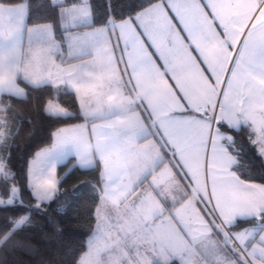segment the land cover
I'll use <instances>...</instances> for the list:
<instances>
[{
	"label": "snow or ice",
	"instance_id": "6c2138e0",
	"mask_svg": "<svg viewBox=\"0 0 264 264\" xmlns=\"http://www.w3.org/2000/svg\"><path fill=\"white\" fill-rule=\"evenodd\" d=\"M134 7L118 19L109 3L101 21L91 0H0V207L27 208L7 218L0 248L27 247L15 237L37 227L33 213L63 232L48 206L78 168L99 170L83 183L100 203L77 264H264V183L252 182L264 181V0ZM20 80L55 90L50 119L83 118L29 162L34 204L8 163L19 123L2 98L27 100ZM60 95H74L78 111ZM69 155L76 164L58 176Z\"/></svg>",
	"mask_w": 264,
	"mask_h": 264
},
{
	"label": "trees",
	"instance_id": "16d2710c",
	"mask_svg": "<svg viewBox=\"0 0 264 264\" xmlns=\"http://www.w3.org/2000/svg\"><path fill=\"white\" fill-rule=\"evenodd\" d=\"M41 2L48 5L50 0H31L33 5ZM153 2H157V0H153ZM109 3L112 5L113 12L119 14L117 16L119 19L120 15L127 18L130 14L134 15L140 11L141 9L134 5L144 3V0H91L101 21L108 14ZM96 26H101V23L97 22ZM18 82L22 87H26L22 80ZM26 91L29 93L27 100H18L7 95L2 99L4 104L11 100L12 108L8 111L7 117L13 128L19 123L18 134L10 139L12 147L11 159L8 163L11 170L17 174L25 202L34 204L35 200L26 187L29 160L41 149L51 146L53 133L58 128L79 123L83 118L70 121L50 119L44 114V105L48 99L57 95L55 90H34L26 87ZM59 100L63 106L78 111L74 95H60ZM6 154V149H0V155ZM72 160L73 158H69L57 167L58 176H63L73 169V166L71 167ZM249 170L254 173L259 172V159L254 160ZM99 175V170L95 172L82 171L78 168L72 170L60 185V196L48 206L49 214L59 220L63 232L56 233L52 226L48 225L45 216L33 213L32 219L36 222L37 227L27 228L15 237V240L27 244V247L12 248L9 245L7 249L0 248V264H77L79 257L86 250L87 239L94 229V214L99 201L97 196L90 193L83 181L96 183L99 180ZM252 182L264 183L259 178ZM5 191V188L0 185V195H5ZM57 205L66 206L62 215H58L55 211ZM26 211L25 207H0V231L4 229L8 217H19ZM243 226L241 225V227Z\"/></svg>",
	"mask_w": 264,
	"mask_h": 264
},
{
	"label": "crops",
	"instance_id": "0c3cea01",
	"mask_svg": "<svg viewBox=\"0 0 264 264\" xmlns=\"http://www.w3.org/2000/svg\"><path fill=\"white\" fill-rule=\"evenodd\" d=\"M135 15V14H134ZM97 27H100V26H97ZM80 31H87V30H90V29H84V28H81V29H79ZM65 50H66V46H65ZM117 54H119V53H117ZM193 55L194 56H198V53H196L195 51H193ZM159 63V62H158ZM201 67H204V65H201ZM19 83V82H18ZM169 83L170 84H173L174 82L171 80V79H169ZM21 86V85H20ZM22 87V86H21ZM77 105H78V109H79V104H78V102H77ZM79 123H83V120L81 121V122H79ZM79 123H75V124H79ZM68 126V125H67ZM64 127H66V126H64ZM56 132V131H55ZM53 143H54V138H53V142H52V144H51V146L50 147H48V148H45V149H50V148H52V146H53ZM39 152V151H38ZM35 155H36V153H35ZM35 155L29 160V162L31 161V160H33L34 158H35ZM69 158H73V160H72V163L74 162L75 164H76V160H75V158L73 157V156H71V155H69V156H67V157H65L63 160H61L60 161V163L57 165V167L59 166V165H61V164H63V163H65ZM71 163V164H72ZM28 167H29V165H28ZM256 183V182H255ZM99 201H98V204H97V206L99 205ZM96 206V207H97ZM198 207H203L202 205H198ZM95 211H96V209H95ZM203 214V213H202ZM207 218V217H206ZM95 227H96V219H95V225H94V229H95ZM93 229V230H94Z\"/></svg>",
	"mask_w": 264,
	"mask_h": 264
},
{
	"label": "rangeland",
	"instance_id": "374dc122",
	"mask_svg": "<svg viewBox=\"0 0 264 264\" xmlns=\"http://www.w3.org/2000/svg\"><path fill=\"white\" fill-rule=\"evenodd\" d=\"M73 165H75V163H74V162L71 164V167H72ZM27 176H28V175H27ZM27 183H28V180H27ZM91 234H92V233H91ZM91 234H90V235H91ZM90 235H89V236H90ZM86 251H87V247H86V250H85V252H86ZM83 253H84V252H83ZM83 253H82V254H83Z\"/></svg>",
	"mask_w": 264,
	"mask_h": 264
}]
</instances>
